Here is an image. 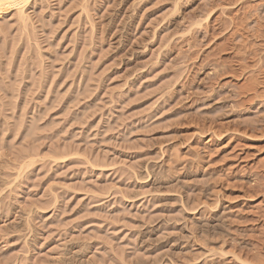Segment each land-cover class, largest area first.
Masks as SVG:
<instances>
[{
    "label": "rangeland",
    "instance_id": "1",
    "mask_svg": "<svg viewBox=\"0 0 264 264\" xmlns=\"http://www.w3.org/2000/svg\"><path fill=\"white\" fill-rule=\"evenodd\" d=\"M0 264H264V0L1 11Z\"/></svg>",
    "mask_w": 264,
    "mask_h": 264
},
{
    "label": "bare ground",
    "instance_id": "2",
    "mask_svg": "<svg viewBox=\"0 0 264 264\" xmlns=\"http://www.w3.org/2000/svg\"><path fill=\"white\" fill-rule=\"evenodd\" d=\"M32 0H0V12L8 9H16L20 14L24 7Z\"/></svg>",
    "mask_w": 264,
    "mask_h": 264
}]
</instances>
